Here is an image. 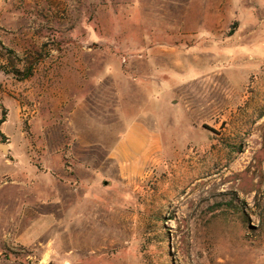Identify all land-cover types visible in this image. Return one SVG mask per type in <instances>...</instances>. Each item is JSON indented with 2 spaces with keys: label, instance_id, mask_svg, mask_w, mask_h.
I'll use <instances>...</instances> for the list:
<instances>
[{
  "label": "rangeland",
  "instance_id": "obj_1",
  "mask_svg": "<svg viewBox=\"0 0 264 264\" xmlns=\"http://www.w3.org/2000/svg\"><path fill=\"white\" fill-rule=\"evenodd\" d=\"M0 41V264H264V0H0Z\"/></svg>",
  "mask_w": 264,
  "mask_h": 264
},
{
  "label": "crops",
  "instance_id": "obj_2",
  "mask_svg": "<svg viewBox=\"0 0 264 264\" xmlns=\"http://www.w3.org/2000/svg\"><path fill=\"white\" fill-rule=\"evenodd\" d=\"M138 131V134L136 135L134 133V131L131 129L125 131L124 135L119 139L118 143H117V147H120V151H117V149H113L112 153H111V158L114 162L117 161V163L119 164V166L117 165L118 171L121 173L122 175V171L123 169H125L124 167L126 166L127 163H122L121 162V158H122V151L125 152V150L130 147L132 144L131 143H138L139 137H150V139H146L144 143L145 144V148H149L150 153L147 154V161L145 166H147L149 164V162L152 160V156L155 154L154 150L157 148V142L156 139L153 137V135H149V133H147V131H144L145 129L143 128H139V126H137L135 128ZM140 132H142V136H140ZM115 146V147H116ZM116 147V148H117ZM143 148V147H140ZM125 149V150H123ZM139 152V151H138Z\"/></svg>",
  "mask_w": 264,
  "mask_h": 264
},
{
  "label": "trees",
  "instance_id": "obj_3",
  "mask_svg": "<svg viewBox=\"0 0 264 264\" xmlns=\"http://www.w3.org/2000/svg\"><path fill=\"white\" fill-rule=\"evenodd\" d=\"M20 60L15 56L14 52L10 49L4 47L0 41V63L3 62L5 65L1 67V71L6 74H12L14 77H17L19 80H25L32 76L34 67L32 65L24 66L23 68L18 67V62ZM7 66L10 69H6ZM4 121L0 120V124Z\"/></svg>",
  "mask_w": 264,
  "mask_h": 264
},
{
  "label": "water",
  "instance_id": "obj_4",
  "mask_svg": "<svg viewBox=\"0 0 264 264\" xmlns=\"http://www.w3.org/2000/svg\"><path fill=\"white\" fill-rule=\"evenodd\" d=\"M5 146H3V145H0V149L2 150V151H4L5 152V150L3 149ZM6 148V147H5Z\"/></svg>",
  "mask_w": 264,
  "mask_h": 264
},
{
  "label": "bare ground",
  "instance_id": "obj_5",
  "mask_svg": "<svg viewBox=\"0 0 264 264\" xmlns=\"http://www.w3.org/2000/svg\"><path fill=\"white\" fill-rule=\"evenodd\" d=\"M3 149L5 150V147Z\"/></svg>",
  "mask_w": 264,
  "mask_h": 264
}]
</instances>
